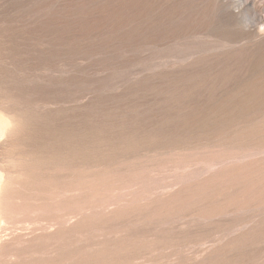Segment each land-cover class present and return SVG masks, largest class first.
Returning a JSON list of instances; mask_svg holds the SVG:
<instances>
[{
    "label": "rangeland",
    "instance_id": "rangeland-1",
    "mask_svg": "<svg viewBox=\"0 0 264 264\" xmlns=\"http://www.w3.org/2000/svg\"><path fill=\"white\" fill-rule=\"evenodd\" d=\"M218 0H0V264H264V56Z\"/></svg>",
    "mask_w": 264,
    "mask_h": 264
},
{
    "label": "bare ground",
    "instance_id": "bare-ground-1",
    "mask_svg": "<svg viewBox=\"0 0 264 264\" xmlns=\"http://www.w3.org/2000/svg\"><path fill=\"white\" fill-rule=\"evenodd\" d=\"M220 18L235 25L241 19L245 24L237 37L251 39L264 56V0H218Z\"/></svg>",
    "mask_w": 264,
    "mask_h": 264
}]
</instances>
